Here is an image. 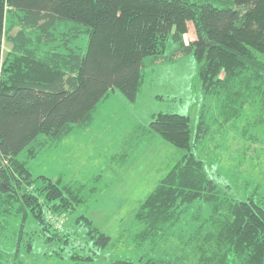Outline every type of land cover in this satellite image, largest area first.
<instances>
[{
	"label": "trees",
	"instance_id": "trees-1",
	"mask_svg": "<svg viewBox=\"0 0 264 264\" xmlns=\"http://www.w3.org/2000/svg\"><path fill=\"white\" fill-rule=\"evenodd\" d=\"M191 24L195 36L186 41ZM85 33L86 48L75 46ZM170 39L179 44L172 58L194 54L203 93L230 107L227 122L246 106L264 113V0H0V243L13 229L15 256L32 252L38 235L59 244L48 256L71 264H264V203L232 198L208 176L193 151L208 127L199 124L193 136L186 114L159 111L145 127L180 154L134 215L135 245L153 250L173 238L172 258L105 262L101 250L112 237L91 218L76 221L86 227L90 247L71 244L50 220L83 203L81 188L34 176L28 162L76 127L91 126L111 92L135 102L145 58L166 60ZM197 200L210 205L208 219L192 233H176ZM29 222L35 229L24 244ZM5 254L0 249V264Z\"/></svg>",
	"mask_w": 264,
	"mask_h": 264
},
{
	"label": "rangeland",
	"instance_id": "rangeland-1",
	"mask_svg": "<svg viewBox=\"0 0 264 264\" xmlns=\"http://www.w3.org/2000/svg\"><path fill=\"white\" fill-rule=\"evenodd\" d=\"M194 36L191 24L186 41ZM87 43L85 33L74 44L86 48ZM178 47L170 39L166 60L154 62L150 56L145 58V81L135 102L128 101L118 90L111 92L99 104L91 126L76 127L64 141L44 147L28 162L34 176L46 175L59 180L61 186L81 188L83 203L73 213L52 214L50 220L59 230L70 234L71 244L90 247L86 227L76 221L82 214L91 218L112 237L111 246L101 250L105 262L118 258L138 260L143 255L156 254L172 258L178 250V243L172 246L173 238L153 250L150 245L137 247L133 241L140 229L134 218L139 203L180 154L160 135L146 132L145 127L156 112L190 115L193 136L204 122L208 127L206 137L193 151L205 163L208 176L232 198H254L264 203V113L256 105L246 106L227 122L230 107L223 109L217 97L203 93L194 54L172 58ZM25 155L23 151L20 158ZM210 211L208 203L195 201L174 231L194 232L208 219ZM34 229L32 222L26 225L24 244ZM12 231L9 232L13 236L0 243V249L6 253L5 264H71L58 255L48 256L59 249V244H47L38 235L33 236L32 252L22 249L15 256Z\"/></svg>",
	"mask_w": 264,
	"mask_h": 264
},
{
	"label": "crops",
	"instance_id": "crops-1",
	"mask_svg": "<svg viewBox=\"0 0 264 264\" xmlns=\"http://www.w3.org/2000/svg\"><path fill=\"white\" fill-rule=\"evenodd\" d=\"M179 152V151H178Z\"/></svg>",
	"mask_w": 264,
	"mask_h": 264
}]
</instances>
